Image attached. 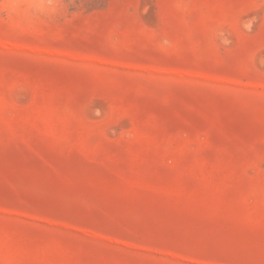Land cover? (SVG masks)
<instances>
[{"label": "rangeland", "instance_id": "obj_1", "mask_svg": "<svg viewBox=\"0 0 264 264\" xmlns=\"http://www.w3.org/2000/svg\"><path fill=\"white\" fill-rule=\"evenodd\" d=\"M0 264H264V0H0Z\"/></svg>", "mask_w": 264, "mask_h": 264}, {"label": "bare ground", "instance_id": "obj_2", "mask_svg": "<svg viewBox=\"0 0 264 264\" xmlns=\"http://www.w3.org/2000/svg\"><path fill=\"white\" fill-rule=\"evenodd\" d=\"M232 34V33H231Z\"/></svg>", "mask_w": 264, "mask_h": 264}]
</instances>
